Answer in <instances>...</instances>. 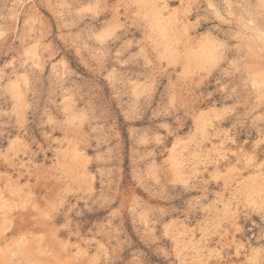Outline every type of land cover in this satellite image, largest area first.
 <instances>
[{
	"label": "rangeland",
	"instance_id": "1",
	"mask_svg": "<svg viewBox=\"0 0 264 264\" xmlns=\"http://www.w3.org/2000/svg\"><path fill=\"white\" fill-rule=\"evenodd\" d=\"M0 264H264V0H0Z\"/></svg>",
	"mask_w": 264,
	"mask_h": 264
},
{
	"label": "bare ground",
	"instance_id": "2",
	"mask_svg": "<svg viewBox=\"0 0 264 264\" xmlns=\"http://www.w3.org/2000/svg\"><path fill=\"white\" fill-rule=\"evenodd\" d=\"M158 26H159V25H158ZM157 28H158V27H157ZM163 29H164V27H163ZM163 37H164V36H163ZM163 39H164V38H163ZM165 41H166V40H165ZM166 43H167V42H165V44H166ZM167 44H168V43H167ZM167 44H166V45H167ZM166 45H165V46H166ZM210 49H211V48H210ZM210 49H207V48H206L205 50H203V51H202V54H200V55L202 56V58H199V59H203V57H204V58H205V57H208V58H209V57H212L211 54H213L214 51H213V53H212V50H210ZM171 54H172V52H171ZM171 54H170V55H171ZM213 56H214V55H213ZM208 58H207V59H208ZM209 59H210V58H209Z\"/></svg>",
	"mask_w": 264,
	"mask_h": 264
}]
</instances>
